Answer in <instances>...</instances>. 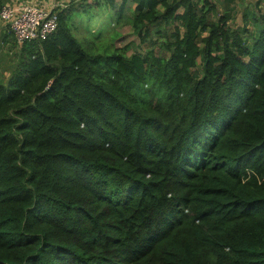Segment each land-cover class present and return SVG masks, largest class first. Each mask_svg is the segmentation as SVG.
<instances>
[{"label":"trees","instance_id":"obj_1","mask_svg":"<svg viewBox=\"0 0 264 264\" xmlns=\"http://www.w3.org/2000/svg\"><path fill=\"white\" fill-rule=\"evenodd\" d=\"M82 2L0 81V264H264V11L122 0L90 54Z\"/></svg>","mask_w":264,"mask_h":264},{"label":"rangeland","instance_id":"obj_2","mask_svg":"<svg viewBox=\"0 0 264 264\" xmlns=\"http://www.w3.org/2000/svg\"><path fill=\"white\" fill-rule=\"evenodd\" d=\"M54 1L56 0H52L50 4ZM98 1H100V3L102 2V0ZM95 4L97 5V2H95ZM236 7L238 6L235 5L234 8ZM244 7L245 5H242V8ZM262 7L264 8V5ZM222 12L223 10L216 8V12L213 13L214 19H216L219 15H223ZM225 12H229V14L231 15V11L226 10L224 11V13ZM113 13L114 9H111L105 5H100L96 7L82 2L81 6H77L71 9V12L67 17L66 22L71 30L72 35L78 40L81 47L86 52L92 54L94 53V50L97 47V44L99 43V36H106L107 33L111 31V25L113 23ZM131 13V9L127 7L125 15H131ZM217 13L219 14L218 16ZM237 22H241L239 15L237 16L236 23ZM1 25L2 24H0V26ZM4 28L5 30L3 31L2 29ZM4 28H1L0 30V43L3 41V44H0V81L6 80L8 75L12 72V69L14 68L15 63L17 61L16 52L19 49L15 40L12 39L13 36H9L10 33H6L8 32V27L5 26ZM117 29L121 31V36H119V38H117L116 40L117 46H123L125 44H128L129 53H142L144 51V47H147V42H145L144 44L140 43L137 35L132 33L130 23L125 18L122 19L120 24H118ZM153 39H155V36L153 37ZM201 61L202 58L199 57L197 60L198 65L194 69L196 73H199V70L201 69Z\"/></svg>","mask_w":264,"mask_h":264},{"label":"built area","instance_id":"obj_3","mask_svg":"<svg viewBox=\"0 0 264 264\" xmlns=\"http://www.w3.org/2000/svg\"><path fill=\"white\" fill-rule=\"evenodd\" d=\"M66 5L50 4L48 7L26 4L0 7V20L8 27L18 46L45 39L57 28L58 12Z\"/></svg>","mask_w":264,"mask_h":264},{"label":"crops","instance_id":"obj_4","mask_svg":"<svg viewBox=\"0 0 264 264\" xmlns=\"http://www.w3.org/2000/svg\"><path fill=\"white\" fill-rule=\"evenodd\" d=\"M0 1H1L0 6H2L4 4H8V5H12V6H21V5H26V4H32V5H38L40 7H48L52 0H0ZM78 1H80V0H56L53 3H59L60 2L61 4L66 5V7H65V9H66V8L70 7L73 3H76ZM85 1L87 3H90V1L92 2V0H85ZM121 1L122 0H114V4H113L114 10L118 9V7L121 4ZM213 2L216 4L217 9L223 10V12H222L223 15H225L229 18V21L233 27H239V26H243V25H252L253 26L254 23L258 22V19L260 18V16L262 15V13L264 11V8L262 7L264 5V0H245V1L244 0H213ZM53 3H51V4H53ZM231 4L234 7H235V5H237L238 7L234 8L231 6ZM242 5H245V7L242 8ZM132 6H131V3L127 5V7H129L131 10H132ZM226 10L231 11V15L229 14V12L224 13V11H226ZM218 15L219 14L217 13V16ZM238 15L240 16L241 22L236 23ZM212 18L214 19L213 16H212ZM235 18H236V20H235ZM0 24H2L0 26V30H1V28H4L5 25L2 21ZM2 30L4 31L5 28ZM253 31H254V29H253ZM6 33H9V32H6ZM10 35L11 34H9V36ZM4 41H6V40H4ZM2 42L0 44H3Z\"/></svg>","mask_w":264,"mask_h":264}]
</instances>
